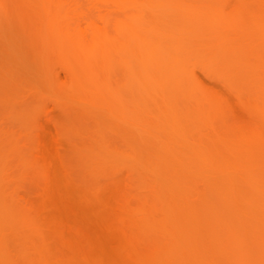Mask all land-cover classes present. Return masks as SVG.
I'll return each instance as SVG.
<instances>
[{"label":"rangeland","instance_id":"374dc122","mask_svg":"<svg viewBox=\"0 0 264 264\" xmlns=\"http://www.w3.org/2000/svg\"><path fill=\"white\" fill-rule=\"evenodd\" d=\"M184 1L190 5L198 2L200 5L201 0ZM215 1L217 0H208L207 3L213 2V7L221 4L220 0L219 3ZM221 1L225 5L228 3V12L226 8V13L223 12L225 15L234 13L244 20L245 16L242 18L236 13L249 10L247 0H241L242 3L240 0ZM255 1L251 0L250 3ZM259 1L262 8L263 0ZM255 3L257 4L258 0ZM225 5L221 4L222 7ZM115 9L106 7L102 0H0V264H207L210 259L215 264L222 262V259L224 263L220 264H236L235 258L240 259V256H243L240 264H246L244 261L252 264V251L249 252L250 245L247 248L246 243L248 245V242L253 240L257 245V251L253 250L256 252L253 257L256 255L258 259H255L260 263L259 261L264 259V200L260 199L264 183L261 180L249 179L251 175L258 174L259 170H247L243 166L241 169L238 166L237 171H232L230 166L225 169L215 167L225 160H231L230 163H236L235 159L242 163L246 161L247 150L236 148L239 140L243 143L247 140L249 142L252 136H249L248 131L251 128H257L256 131L260 129L259 132L263 130L264 133V119L252 103L256 87L251 84L248 86L250 89H247L239 84H228L220 68H224L223 65L229 57L226 58L227 56L221 53L219 56L218 51L213 49L212 51L216 52L208 50L204 53V50L200 49L201 44L207 45L208 42L209 47H212L221 35L217 38L214 36L215 25L210 22L204 25L199 19L202 14L197 12L199 8L196 9V14H193L199 22L190 23L187 29L176 30L175 34L179 40H187L181 48L180 41L177 43L178 52L180 56L184 54V57L189 58L193 66H190L191 72L194 71L192 75L196 76L193 75L198 82L194 86L189 82L192 85L190 86L189 80L185 79L187 72L182 74L179 71L181 79L176 77L181 80V84L177 86L181 87L179 89L184 87L183 90L186 88L187 93H183L188 99L186 101L184 98V102H193L195 105L200 102L204 108L198 106L204 113L211 112L212 118L208 120L212 125L207 119L202 120L199 117L200 122L196 119L202 113L200 109L195 111L196 106L193 113L192 108L184 111L190 117L180 112L185 116H182L183 118H187L183 121L189 123L188 120L191 119L192 124H182V121L180 123L187 126L186 130L192 126L190 131H193L194 135L198 134L191 140L193 144L189 140L190 145L185 143L179 135L173 136L165 126V120L159 119L160 122L156 118L162 116L160 109L164 97L160 100L162 96L150 91V88L144 90V87L137 86L135 80L130 79V74L127 81L117 82L119 78L116 77H120L121 72L130 67L125 53L121 50H101L100 53L98 51L93 68L84 60L82 48L67 38L65 32L72 31L75 26L67 17L78 14L90 16L95 22L94 28L99 30L104 27L102 17L118 15V10ZM251 9L250 11L253 10ZM257 11L260 15L261 11ZM131 12L135 13V10L131 9ZM247 12L246 16L249 18L251 13L248 12V17ZM262 12L264 15V10ZM247 18V28H250L253 24L251 26ZM88 23L83 21L79 30L88 28ZM260 25L262 24L257 26L258 29L255 26L253 30L256 28V31H260ZM250 30L253 31L252 28ZM210 31H213V34ZM182 32L184 36L181 37ZM226 32L228 34L229 31ZM261 35L263 36L262 33ZM261 35L257 34L256 37L260 39ZM195 36L201 38V44L195 40ZM256 42L254 46L257 48L261 41ZM262 47L259 54L264 60ZM207 54H215L214 57L216 56L222 64L211 67L207 64L209 67L202 70L203 63L207 62L204 60L209 57H206ZM213 70H218L219 73ZM171 73L173 74V71ZM250 73L246 72L250 77L253 74L259 77L260 81V72L256 70L252 75ZM171 77L173 78L172 75L169 76ZM168 88L165 87V90ZM209 97L216 98L218 102ZM200 100H204V104H201ZM179 116L181 117L180 114L178 118ZM191 117H194L196 122ZM239 128L247 133L242 132L240 135ZM237 133L240 136H236ZM261 136L264 134H260L259 138H262ZM222 137L226 139L223 140ZM234 137L238 143L235 148ZM215 140H218V143ZM194 141L200 144L204 153H212H206L209 154V160L206 155H201L203 151ZM214 144L216 146H213ZM227 144L228 147L233 145V149L225 148L224 145ZM191 145H195V151ZM197 146L199 148L196 149ZM186 147L191 148V152ZM167 148L170 151L167 152ZM198 149L200 150L197 157L201 155L202 158L195 156ZM218 150L221 153L216 152ZM172 155L174 159L171 158ZM222 155L226 157L223 156L222 159ZM177 156L180 159L177 160ZM204 160L207 163L211 161V169L206 163L203 165ZM179 161L182 162L180 164L190 167L184 166L189 168L183 169ZM218 161L221 162L218 164ZM239 161L238 164H242ZM225 171L230 173L228 180ZM193 174H196V177ZM205 174H208L207 178ZM212 177L217 180H212ZM227 181H231V186ZM194 182H198L197 185ZM233 184L244 197L238 200V206L235 203L236 207L233 208L239 207L237 210L243 211L246 218L242 212L238 211V214H241L238 215L236 209L235 214L232 212L231 205L234 204L227 198L226 189H234ZM218 192L219 195L225 192L222 194L223 199H220L223 196L219 197ZM257 193L260 195L258 199ZM250 201L254 211L247 215L245 212H248L246 209L248 210ZM217 203H220V212L215 206ZM237 223H242L243 226ZM240 236L243 238L237 240ZM234 239L237 243L245 242L246 249L236 248ZM222 241L223 247L227 244L225 249L219 246ZM204 247L207 250H204ZM236 249L241 250L240 254ZM216 260L220 262L216 263Z\"/></svg>","mask_w":264,"mask_h":264},{"label":"bare ground","instance_id":"6f19581e","mask_svg":"<svg viewBox=\"0 0 264 264\" xmlns=\"http://www.w3.org/2000/svg\"><path fill=\"white\" fill-rule=\"evenodd\" d=\"M55 1H58V0H55ZM195 1V0H194ZM207 1L208 0H201V1H199V4L200 5H198L196 2H195V5H193V4H187L186 3V1H184V0H102V3L106 6V7H109V8H116L117 10H118V15L115 17V16H112V15H109V16H104V17H102L101 19H102V23L104 24V27L102 28V29H99V30H96L94 27H95V22L92 20V18L90 17V16H86V15H82V14H78V15H75V16H71V17H67V20L68 21H70V22H72L75 26H74V29L72 30V31H67V32H65V34H66V36H67V38H69L70 39V41L72 42H74L75 44H76V46L77 47H79L81 50H82V54H83V56L85 57H83L84 58V60H86L88 63H89V66H93V63L94 62H96V58H98V57H96V55H97V53H98V51H99V53H100V51L101 50H108V51H117V50H121L123 53H125L124 54V56L126 57V59L128 58V64L130 65V67L127 69V70H123L122 72H121V74H120V77H116V78H119V79H117V82L119 83H121L122 81H127V78H128V75L130 74V77H132V78H130V79H133V80H135V84L137 85V86H140V87H144V90H145V88H150V91L152 90V91H154V92H156V94H158V96L159 95H161L162 97L160 98V100L162 99V109H160V110H162V116L161 115H159V116H156V118L159 120H161V121H164V123H166V127L168 128V130H170V132H172V134H173V136L174 135H179V138H182V140H184L185 141V143H190L189 141H193L194 140V137H197L198 136V134H195L194 135V133H192L190 130L192 129V128H190V127H192V126H190L189 127V129H187V130H189V132L186 130V128H187V124H189V123H191L190 121H191V119L190 118H188V119H190V121L188 120V122L189 123H187V121L185 122V121H183L184 119L186 120L187 118H183L182 116H184L182 113H180V112H183V113H185L184 111L185 110H190V108H192L191 109V111H192V113H193V108L195 109V106L197 107L196 109L197 110H195V111H198V109H200V111L202 112L201 113V115H198V117H196V119L198 118V121H199V117H201V119L203 120V119H209L210 117H211V115H210V113L211 112H206V113H204L203 112V110L199 107V106H202V105H200V102L198 103V105H195L193 102V104L192 103H186V102H184L185 100L187 101V96L186 97H184V95L187 93V91H186V88H185V90H183L184 89V85L182 86L183 88L182 89H179V88H181V87H179V86H177V85H179V84H181L180 83V81L181 80H177V77L178 78H180L179 77V71L183 74V72H184V74H185V79L188 81V83L189 82H191V84H193V86L196 84L197 85V82H198V80H196L197 78H194V76L192 75V72H194L193 70H192V72H191V67L190 66H192V64L189 62V58L186 56V57H184V54H183V56H180L179 55V52H178V45H177V43L179 44V41H180V45H179V48H181L180 46L181 45H183V42L185 43L187 40H185L184 41V39H183V41H181V40H179L178 39V37H177V35L175 34V31L176 30H181V29H187L188 28V24H190V23H192V24H195V23H198L199 21V19H200V21H202V22H204L203 24L205 25V24H209V22H210V24H214L215 26H213L214 27V30H215V32H214V36L216 35V38H217V36L219 37L220 35H221V37H219L218 38V40L215 42L216 44H214V45H212V47L210 48L209 47V42H208V44L206 45V44H201L200 43V40H201V38L200 37H197L198 38V40H197V38H196V36L194 37V38H196L195 40L196 41H198L201 45H200V49L201 50H204V53H206V52H208V50L210 51V52H216V51H218L217 52V54L219 55V56H221L220 55V53L221 54H223V55H226L227 57L226 58H228L229 60L227 61V63L226 64H224L223 66H224V68L222 67V68H220V70L225 74V76H226V79H227V81H228V84H230L231 86H233V84H239L240 85V87H242V88H246L247 87V89H250V88H248V86L250 87V85L251 84H253L252 86H254V87H256L254 90H255V95L253 96L254 97V100H252V103L254 104V106H255V108H256V110H258L261 114H262V117H263V119H264V80H263V78H264V64H263V62H264V60H263V58L260 56V50H261V48L260 47H264V43H263V45H262V42H264V41H262V40H264V15H262L263 14V10H264V5L262 6V4L264 3V0L262 1V4H261V7L262 8H260V6H259V2H261V1H259L258 0V3L256 4L255 2L257 1H255L254 3H250V1L251 0H247L249 3L248 4H246V5H250V8H252L253 10L254 9H256L257 7V9L259 10V12H260V15H259V13H258V11H257V9L255 10V12L253 13L254 15L252 16V11H250V8H248L249 10H245V13H241V11L240 12H238V13H236L237 15L239 14V15H241L240 17H244V20L243 19H241V18H239V16L237 17L234 13H233V15H231V14H229V13H227L228 14V16H227V14L225 15L224 13H226V12H228V10H227V4L225 5L224 3H222L223 1H221L220 0V2H221V4L222 5H225V7L223 6H221V4L219 3V1L217 0V1H215V3L216 2H218L219 4H220V6H219V4L217 5V6H215L214 5V7H213V2H214V0H212L213 2H212V4H209L210 2H208L207 3ZM243 1V0H242ZM253 1V0H252ZM239 2H241V0L239 1ZM190 3V2H189ZM226 3V2H225ZM242 3V2H241ZM241 3L239 4L238 3V5H241ZM202 5H204L203 7H202ZM242 5H244L245 7H246V5H245V3H243ZM258 5V6H257ZM247 6V7H248ZM257 6V7H256ZM217 7V8H216ZM243 6H239V8H242ZM199 8V10L197 11L198 13H200V14H202V17H200L201 15H198L200 18L198 19L197 17L195 18L194 17V14L193 13H195L196 14V9H198ZM221 8H223V10L221 9ZM225 8H226V10H225ZM260 8V9H259ZM115 9V10H116ZM131 9L133 10H135V13H132L131 12ZM244 9V8H243ZM245 9H247V8H245ZM116 10V11H117ZM201 10V11H200ZM226 11V12H225ZM246 11H248V12H250L251 13V16H250V13H248L247 12V15H248V17L249 18H247V16H246ZM257 11V12H256ZM203 12V13H202ZM224 12V13H223ZM197 13V14H198ZM241 13V14H240ZM193 14V15H192ZM235 15V16H234ZM197 16V15H196ZM252 17V18H251ZM245 18H247L249 21H250V25L252 26V24H253V26L252 27H250V28H252V30H253V28L256 26H258L259 27V24H262V25H260V31H261V33L263 34V36L261 35V33H260V31H256L257 29H258V27H257V29L255 28L254 30L256 31L255 33H257L258 34V36H259V34L262 36V40H261V36H260V39L259 38H257L256 37V35L257 34H255V33H253V31H251L250 30V28L248 27L247 28V25L248 24H246V23H248V21H245L246 19ZM243 20V22L241 23V20ZM253 21V23H252V21ZM83 21H87V22H89L88 23V28H86L84 31H81V30H79V28H80V26H81V23L83 22ZM244 24V25H243ZM245 24H246V26H245ZM175 25H176V27H175ZM187 27V28H186ZM196 27V26H195ZM193 28V27H192ZM196 29V28H195ZM213 29V28H212ZM229 31L228 32V34H227V30ZM247 29H249V30H247ZM198 30V29H197ZM226 30V31H225ZM76 33H75V32ZM192 31H193V29H192ZM202 31V30H201ZM231 31V32H230ZM70 32H72V33H70ZM200 32V31H199ZM203 32V31H202ZM205 32V31H204ZM226 32V33H225ZM210 33L211 34H213V31L211 32L210 31ZM182 34H183V32H182ZM254 34H255V36H254ZM180 35V34H179ZM204 35V34H203ZM65 36V37H66ZM182 36H184V34L183 35H181V37ZM198 36H200V35H198ZM187 36H185V38H186ZM205 37H208V36H205ZM256 38V40H260L261 42V45H259L260 43H258V45L260 46H257V48H256V46H254V44L256 45L257 44V42H256V40H255V38ZM200 38V39H199ZM209 38V37H208ZM178 39V40H177ZM181 39V38H180ZM67 40V39H66ZM194 40V41H195ZM210 39H208V41H209ZM251 40V41H250ZM253 40V41H252ZM177 41V42H176ZM247 41H249V42H253L252 43V45H251V43H247ZM255 41V42H254ZM198 42H196V43H198ZM242 42V43H241ZM192 43V42H191ZM195 43V44H196ZM213 43V42H212ZM247 44V46H245V44ZM74 44V45H75ZM190 44V43H189ZM199 45V44H198ZM251 45V46H250ZM184 46H185V44H184ZM249 46H250V53L246 50V49H248L249 48ZM255 48H254V47ZM188 47V46H187ZM262 47V48H263ZM186 48V47H185ZM260 48V49H259ZM76 49V48H75ZM182 49H183V51H185V49L182 47ZM190 49V48H189ZM212 49L213 50H216V51H212ZM77 50H79V49H77ZM187 50V49H186ZM194 50V49H193ZM196 50V49H195ZM180 51H182V50H180ZM188 51H190V50H188ZM187 51V53L189 54V52ZM260 51V52H259ZM120 52V51H119ZM121 52V53H122ZM186 52V51H185ZM195 52H197V51H195ZM195 52H193V54L195 53ZM202 52V51H201ZM191 53V52H190ZM199 53V52H198ZM248 53V54H247ZM106 54H107V52H106ZM181 54V53H180ZM209 54H211V53H209ZM209 54H207V56L206 57H208L209 56ZM241 54H243V55H241ZM245 54V55H244ZM99 55H101V54H99ZM120 55V54H119ZM191 55H192V53H191ZM206 55V54H205ZM215 55V54H214ZM214 55H212V56H209L208 57V59L206 60H204V61H207V62H205V63H203V65L204 64H206L205 66H206V68H205V66H203L202 65V70H203V68L204 69H207L209 66L211 67V66H217L218 65V63H219V60H218V58H216V56L214 57ZM223 55H222V57H223ZM247 55V56H246ZM98 56V55H97ZM103 56V55H102ZM101 56V57H102ZM123 56V57H124ZM190 56V55H189ZM240 56H242L241 57V59H240ZM244 56V57H243ZM245 56H246V58H245ZM107 57V56H106ZM218 57V56H217ZM104 58H105V56H104ZM110 58H112V56L110 57ZM122 58V57H121ZM191 58V57H190ZM243 58V59H242ZM124 59V58H123ZM188 59V60H187ZM221 59V58H220ZM225 59V58H224ZM121 60V59H120ZM97 61H98V59H97ZM100 61H102V58H101V60ZM122 61V60H121ZM221 61H223L224 62V60L222 59ZM107 62H108V60H107ZM109 62H111V61H109ZM214 62V64H212ZM98 63V62H97ZM127 63V62H126ZM126 63H124V65L126 64ZM100 64V63H99ZM104 64H106V63H104ZM191 64V65H190ZM207 64L209 65V66H207ZM219 64H222L221 62L219 63ZM96 65V64H95ZM101 65V64H100ZM97 66V65H96ZM106 67V66H105ZM125 67V66H124ZM193 67V66H192ZM220 67V66H219ZM93 68H94V66H93ZM100 68H102V67H100ZM96 69L97 70H99L97 67H96ZM210 69V68H209ZM214 69H216V68H214ZM219 69V68H218ZM253 69H256L257 70V72H260L261 73V77H260V81H259V77H257V76H254V74L252 75V72L253 71H256V70H253ZM95 70V69H94ZM251 70H253L252 72H251ZM89 71V70H88ZM91 71L92 70H90V73H91ZM173 71V74L171 73ZM175 71H176V74H174L175 73ZM211 71V70H210ZM209 71V72H210ZM214 71V70H213ZM218 72V70H215L214 72ZM101 73H102V71H100ZM208 72V71H207ZM246 72H251L250 73V75H252V76H254V77H250L249 75H247L246 74ZM191 73V74H190ZM219 73V72H218ZM222 73V74H223ZM260 73H258V74H260ZM95 74H96V72H95ZM98 74V73H97ZM172 75L173 76V78L171 77V78H169V76L170 75ZM178 74V75H177ZM188 74V75H187ZM256 75H257V73H255ZM168 75V76H167ZM174 75H175V77H174ZM118 76V75H117ZM177 76V77H176ZM183 76V75H182ZM188 78H187V77ZM114 77V78H115ZM191 78V80H190V78ZM196 77V76H195ZM256 77V79H253V78H255ZM263 77V78H262ZM183 78V77H182ZM262 78V79H261ZM181 79V78H180ZM132 80V81H133ZM109 82H111V81H109ZM177 82V83H176ZM179 82V83H178ZM184 82V81H183ZM117 83V84H118ZM126 83V82H125ZM116 84V83H115ZM124 84V83H123ZM133 84V83H132ZM190 83H189V85L190 86H192ZM226 84H227V82H226ZM255 84V85H254ZM122 85V84H121ZM120 86V85H119ZM167 86H169V88L167 87ZM172 86V87H171ZM175 86L177 87L176 89H175ZM140 87H139V89H140ZM165 87H166V89L168 88V90H165ZM188 87V86H187ZM253 87V88H254ZM190 88V87H189ZM234 88H235V86H234ZM178 89V90H177ZM246 89V90H247ZM148 91V90H147ZM168 91H170V92H168ZM183 91H184V93H183ZM186 91V92H185ZM145 92V91H144ZM148 93V92H147ZM165 93V94H164ZM167 93V94H166ZM168 93H169V95H168ZM180 93H182V95L180 94ZM146 94V93H145ZM152 94V93H151ZM189 94V93H188ZM165 95V96H164ZM158 96H156V97H158ZM191 96V95H190ZM189 96V97H190ZM182 97V98H181ZM180 98H181V100L182 101H180ZM184 98H185V100H184ZM210 99L212 98V100H214V99H216V98H214V97H209ZM209 98H205V99H208V100H210ZM214 98V99H213ZM202 99H203V97H202ZM204 99V100H205ZM204 100H200L201 101V104H204V103H202V102H204ZM189 101V100H188ZM194 101V100H193ZM207 101V100H206ZM211 101V100H210ZM209 101V102H210ZM214 101H217V99L216 100H214ZM182 102H184L183 104H181ZM190 102V101H189ZM195 102H196V100H195ZM198 102V101H197ZM218 102V101H217ZM251 103V102H250ZM247 104H248V102H247ZM154 105V104H153ZM161 106V105H160ZM204 106V105H203ZM202 106V108H204ZM199 107V108H198ZM210 107V106H209ZM158 108V107H157ZM189 108V109H188ZM206 108V107H205ZM187 111V112H188ZM204 111H206V110H204ZM208 111V110H207ZM173 112V113H172ZM181 115V117L179 116V118H178V115L179 114ZM190 113V112H189ZM198 113V112H197ZM161 114V113H160ZM186 115V117H190L187 113H185ZM158 115V114H157ZM184 116V117H185ZM194 116V115H193ZM196 116V115H195ZM181 118V119H180ZM191 118H194V117H191ZM212 118V117H211ZM218 118V117H217ZM156 119V120H157ZM195 118L194 119H192V120H194V122H196L195 120H196ZM201 119H200V121H201ZM157 120V121H158ZM159 120V121H160ZM155 121V120H154ZM160 121V122H161ZM182 121V122H181ZM199 121V122H200ZM208 121H210V120H208ZM218 121V120H217ZM183 124V122H185V126L184 125H182L181 123ZM204 121H202V123H203ZM206 122V121H205ZM207 123V122H206ZM210 125H212V122L210 121ZM218 123V122H217ZM180 124H181V126H183V127H181L180 126ZM192 124V123H191ZM195 124V123H194ZM196 125V124H195ZM208 125V124H207ZM218 125H220V124H218ZM199 126H201V125H199ZM264 126V125H263ZM165 127V128H166ZM194 127H196V126H194ZM194 127H193V129H194ZM198 127V126H197ZM184 128H185V130H184ZM207 128H208V126H207ZM198 129V128H197ZM244 129V128H243ZM253 129H255V128H251L249 131H248V133L250 134L249 136L251 137L252 136V138L250 139V141L248 142V140L246 141L245 139V141H246V143H243V142H241L240 140H239V145H237L238 143H237V141H236V139H235V137L236 136H238L239 134L241 135V133L243 132H246L247 133V131H242V128H239V131H238V133H237V135L234 137V141H235V144H234V148H235V146H236V148H239V150H241V147H242V149L245 151V150H247L246 152V156H248V157H246V161H244L243 163L241 162V161H239V160H237V159H235L234 161L236 162V163H234L233 161L230 163V161H222V163L220 164V165H215V167H224V169H225V167H229L230 166V168H231V170L232 169H235L236 170V168H238V166L240 167V169H241V166H243V168L244 167H246V169L248 170V169H254V168H257L258 170H259V172H258V174H254V175H251L250 176V180H255V179H257L256 181H262V183H264L263 181H264V141H262L261 139H264L263 137L264 136H261L262 138H259V135L261 134V135H263L264 133L262 132H259L260 131V129L258 130V131H256L257 130V128L255 129V130H253ZM163 130H164V128H163ZM203 130V129H202ZM207 130V129H206ZM194 131H196L197 132V130H194ZM208 131V130H207ZM217 131H218V128H217ZM199 132V131H198ZM213 132V131H212ZM166 133V132H165ZM204 133V132H203ZM205 133H207V132H205ZM208 133H209V131H208ZM219 133H220V131H219ZM181 134V135H180ZM212 134V133H211ZM214 134V133H213ZM218 134V133H217ZM197 135V136H196ZM201 135V134H200ZM215 135V134H214ZM239 135V136H240ZM220 136H221V134H220ZM225 136V135H224ZM167 137V136H166ZM203 137V136H202ZM217 137H219V136H217ZM226 137V136H225ZM256 137H257V139H256ZM178 138V139H179ZM199 138V137H198ZM205 138V137H204ZM213 138V137H212ZM227 138V137H226ZM226 138H224V137H222L221 139H226ZM238 138V137H237ZM249 138V137H248ZM172 139H173V137H172ZM239 139V138H238ZM237 139V140H238ZM170 140H171V137H170ZM169 140V141H170ZM189 140V141H188ZM210 140H211V137H210ZM213 140H214V138H213ZM221 141L222 143H224V141ZM242 140V139H241ZM244 140H242V141H244ZM256 140V141H255ZM184 141H182V143H184ZM186 141H188V142H186ZM191 141V144H193V142ZM197 141H199V139L197 140ZM216 141H218V140H215V142ZM228 141V140H227ZM244 141V142H245ZM200 142V141H199ZM228 142H230V141H228ZM242 144H241V143ZM175 143V142H174ZM184 143V144H185ZM211 143V142H210ZM216 143H218V142H216ZM232 143H233V141H232ZM231 143V144H232ZM194 144L196 145V144H198L199 145V147H200V144L197 142V143H195V141H194ZM206 144V143H205ZM220 144V143H219ZM229 144V143H228ZM228 144L227 145H224V146H226L225 148H227L228 147ZM244 144H245V146H244ZM169 145V144H168ZM190 145V144H189ZM195 145H191V146H193L192 147V149L194 148V146ZM211 145V144H210ZM230 145V144H229ZM243 145V146H242ZM172 146V145H171ZM185 146H186V144H185ZM191 146H189V147H191ZM212 146V145H211ZM213 146H216L215 144L213 145ZM218 146V145H217ZM220 146H221V144H220ZM233 146V145H232ZM232 146H229V147H231L232 148ZM166 147V146H165ZM180 147V146H179ZM189 147H186L187 148V150H190V152H191V148L189 149ZM198 146L196 147V149L197 148H199ZM205 147H207V146H205ZM228 147V148H229ZM182 148V147H181ZM201 148V147H200ZM220 148V147H219ZM230 148V149H231ZM245 148V149H244ZM209 149H211V148H209ZM215 149V148H214ZM233 149V148H232ZM178 150H180V149H178ZM194 151H195V149H193ZM199 150L200 149H198L197 151L198 152H195L194 154H195V156L197 157V153H199ZM201 150L203 151V153L201 154L203 157L206 155V157H208V155L209 154H212L211 152H209V154H206V153H208V152H205L204 153V150L201 148ZM206 150V149H205ZM226 150V149H225ZM224 150V151H225ZM228 150V149H227ZM226 150V151H227ZM165 151H166V148H165ZM168 151H170V150H168V148H167V152ZM172 151V150H171ZM184 151V150H183ZM193 151V152H194ZM207 151V150H206ZM215 151V150H214ZM223 151V150H222ZM225 151V152H226ZM230 151V150H229ZM232 151V150H231ZM235 151V150H234ZM244 151H242V152H244ZM166 152V153H167ZM179 152V151H178ZM216 152H219V153H221L219 150L218 151H216ZM224 152V153H225ZM237 152V151H236ZM229 153H231V152H229ZM187 154V153H186ZM192 154V153H191ZM218 154V153H217ZM223 154V153H222ZM238 154V153H237ZM240 154V153H239ZM242 154V153H241ZM185 155V154H184ZM201 155H199L201 158H202V156ZM215 155V152L213 153V156ZM220 155L221 154H219V157H220ZM229 155V154H228ZM236 155V154H235ZM185 156H187V158H189L188 157V155H185ZM194 156V155H193ZM198 156V157H199ZM212 156V157H213ZM223 156L224 157H226L225 155H222L221 156V158L222 159H224L223 158ZM234 156V155H233ZM163 157V156H162ZM178 157V156H177ZM176 157V158H177ZM192 157V156H191ZM197 157V158H198ZM199 157V158H200ZM206 157H205V159H206ZM215 157V156H214ZM218 157V158H219ZM230 157V156H229ZM236 157V156H235ZM171 158H173L174 159V156L172 155V157ZM185 158V157H184ZM217 158V159H218ZM240 158V156L238 157V159ZM244 158V157H243ZM178 159H180L179 157L177 158V160ZM183 159V158H182ZM213 159V158H212ZM212 159H210L211 161H212ZM228 159V158H227ZM232 159H233V157H232ZM162 160V159H161ZM196 160V159H195ZM201 160V159H200ZM199 160V161H200ZM207 160H209V157H208V159ZM187 161H188V159H187ZM193 161V160H192ZM191 161V162H192ZM211 161L210 162H208L207 163V161H203V165L205 164V165H208V167H209V163H211ZM238 161H239V163L241 162L242 164H238ZM169 162V161H168ZM176 162V161H175ZM215 162V161H214ZM221 161H218V164L220 163ZM157 163V162H156ZM173 163V162H172ZM179 164L180 163H182V162H178ZM183 163L185 164L186 162H184L183 161ZM193 163V162H192ZM216 163V162H215ZM178 164V165H179ZM213 164V163H212ZM160 165V164H159ZM163 165V164H162ZM174 165H175V163H174ZM180 165H183V164H180ZM180 165H179V167H180ZM211 165V164H210ZM156 166V165H155ZM171 166V165H170ZM177 166V165H176ZM184 166H189V165H187V164H185V165H183L182 166V168L183 169H187V168H189V167H184ZM157 167H158V165H157ZM178 167V168H179ZM203 167V166H202ZM211 167V166H210ZM209 167V168H210ZM168 168V167H167ZM204 168H205V166H204ZM207 168V167H206ZM208 168V169H209ZM214 168V167H213ZM158 169H160V168H158ZM166 169V168H165ZM177 169V168H176ZM180 169H181V167H180ZM179 169V170H180ZM211 169V168H210ZM245 169V168H244ZM204 170V169H203ZM219 170V169H218ZM218 170H217V172H218ZM235 170H232V171H235ZM238 170H239V168H238ZM178 171V170H177ZM196 171V170H195ZM200 171V170H199ZM205 171V170H204ZM216 171V170H215ZM237 171V170H236ZM254 171H256L257 172V170H255L254 169ZM179 172V171H178ZM201 172V171H200ZM200 172H198L197 171V173H200ZM208 172V171H207ZM226 172V171H225ZM231 172V171H230ZM255 172V173H256ZM170 173V172H169ZM168 173V174H169ZM174 173V172H173ZM188 173V172H187ZM190 173H191V171H190ZM189 173V174H190ZM194 173V172H193ZM205 173H206V171H205ZM214 173V171L212 172V174ZM234 173V172H233ZM254 173V172H253ZM252 173V174H253ZM186 174V173H185ZM203 171H202V176H203ZM228 174H230L229 172H228ZM228 174H227V172H226V175L225 176H227V180H228ZM194 175V174H193ZM198 176H200L199 174H197ZM208 175V174H207ZM207 175L205 174L204 176L207 178ZM215 175H216V173H215ZM215 175H213L214 177H215ZM183 176V175H182ZM181 176V177H182ZM185 176V175H184ZM202 176H200V177H202ZM209 176H211L210 175V173H209ZM231 176V175H230ZM229 176V179L231 178ZM181 177H179V178H181ZM190 177H191V174H190ZM189 177V178H190ZM194 177H196V174L194 175ZM205 177H203V179L205 178ZM205 178V179H206ZM209 178V177H208ZM233 178V177H232ZM235 178H240V177H236L235 176ZM170 179H172V178H170ZM187 179V178H186ZM248 179V180H249ZM179 180V179H178ZM188 180V179H187ZM189 180H191V179H189ZM212 180H217V179H213V177H212ZM183 181V180H182ZM186 181V180H185ZM195 181V180H194ZM203 181V180H202ZM206 181H208V183L210 182L209 180H206ZM232 181V180H231ZM231 181H227V182H230V183H227V184H229L230 186H231ZM172 182H174V181H172ZM193 182V181H192ZM191 182V183H192ZM226 182V181H225ZM232 182H234V180L232 181ZM171 183V182H170ZM177 183V182H176ZM195 183V182H194ZM197 183L198 182H196L195 184L197 185ZM204 183V182H203ZM207 183V184H208ZM212 183H213V181H212ZM251 183H254V181H251ZM261 183V182H260ZM182 184V183H181ZM215 184V183H214ZM225 184L226 183H224V187H225ZM235 184V183H234ZM233 184V185H234ZM228 185V189H229V186ZM232 185V186H233ZM187 186V185H186ZM185 186V187H186ZM188 188V187H187ZM198 188V187H197ZM226 189V188H225ZM224 189V190H225ZM188 190H190V188L188 189ZM223 190V191H224ZM183 191V190H182ZM193 191V190H192ZM222 191V192H223ZM227 191V192H226ZM226 193H227V195H228V199H230L231 201V204H234V205H231L232 207L231 208H233V206L234 207H236V206H238L237 205V202H238V200H241V198L242 199H244V197L241 195V193H240V191H238V188L236 189V187H235V185H234V189H233V187H230V189L229 190H227L226 189ZM195 192V191H194ZM225 192L224 193H222L223 195L225 194ZM185 193V192H184ZM187 193H189V192H187ZM255 193V192H254ZM260 193V192H259ZM262 193V192H261ZM186 194V193H185ZM192 194V193H191ZM197 194H199L198 192H197ZM221 194V195H222ZM174 195V194H173ZM187 195V194H186ZM193 195V194H192ZM218 195H219V192H218ZM221 195H219V197L221 196ZM222 195V196H223ZM257 195H258V193H257ZM257 195H255V197L257 196ZM262 195V197H260V199H263L264 200V191H263V193L261 194ZM194 196V195H193ZM226 196V195H225ZM259 196L260 195H258V197L256 198V199H258L259 198ZM224 198V196L223 197H220V199H223ZM226 198V197H225ZM255 199V198H254ZM235 203H236V206H235ZM229 204V203H228ZM251 205H253L252 204V202L250 201V204L247 206L248 207V210L246 209V211H248V212H245V214L247 213V215H251L250 213L251 212H253L254 211V209H253V206L251 207ZM216 208H217V210H219L218 212H220V211H222L221 209H219L220 207V203H217L216 205ZM222 206V205H221ZM227 207V206H226ZM239 208V207H238ZM237 208V209H238ZM236 208H233V211H232V209H231V211L233 212V214H235L234 212H236V210H235ZM241 209V208H240ZM228 210H229V207H228ZM235 210V211H234ZM253 210V211H252ZM259 210V209H258ZM257 210V211H258ZM238 211L239 210H237V214H238ZM224 212V211H223ZM240 212H242L243 213V215H244V212L243 211H239V213ZM230 213V212H229ZM228 213V214H229ZM221 214V213H220ZM223 214V213H222ZM232 214V215H233ZM256 214V213H255ZM238 215H241V214H238ZM242 215V216H243ZM228 216H230V215H228ZM227 216V217H228ZM255 216V215H254ZM244 217H245V215H244ZM249 217V216H248ZM251 217V216H250ZM217 218V217H216ZM246 218V217H245ZM223 221V220H222ZM235 221V220H234ZM240 222H241V219L239 220ZM246 222V221H245ZM231 223V222H230ZM235 224V223H234ZM237 224H240V223H237ZM236 224V225H237ZM255 225H257V223L255 224ZM240 226L242 227L243 225H242V223L240 224ZM258 226V225H257ZM260 226V225H259ZM221 227V226H220ZM231 227V226H230ZM222 228V227H221ZM213 229H214V227H213ZM224 229V228H223ZM234 229V228H233ZM241 229V228H240ZM226 231V230H225ZM228 231H229V229H228ZM214 232H216V231H214ZM213 234V233H212ZM218 234H221V233H218ZM223 234V233H222ZM225 234H226V232H225ZM224 234V235H225ZM207 235V234H206ZM238 235H240V233L238 234ZM218 236V235H217ZM216 236V237H217ZM222 237V236H221ZM225 237V236H224ZM243 238V236H240L239 238L237 237V240H241L242 238ZM234 238H236V237H234ZM233 239V238H232ZM231 239V240H232ZM237 240H235L234 239V241H235V244H234V246H237L236 248H241V250L244 248V249H246V247L248 248V246H249V252H251V256H252V258H251V262L250 263H252V264H264V259L262 260V261H259L260 263H258V261H256V259H258V257L256 256V255H254L255 256V258L253 257V254H256V252L254 253L253 252V250H256L257 248V245H255L256 244V241L255 240H253V241H255V242H251V243H249L248 241V245H247V243H246V247H245V242H244V244H242V241L241 242H239V243H237L236 241ZM220 241V240H219ZM205 242V241H204ZM230 242V241H229ZM220 243V242H219ZM252 243H254V244H252ZM236 244H238V245H236ZM241 244V245H240ZM259 244V243H258ZM221 245V246H220ZM227 245V244H226ZM226 245L224 246V247H226ZM253 245V246H252ZM255 245V246H254ZM219 246H220V248L221 247H223V241H222V243H220L219 244ZM239 246V247H238ZM205 247H207V246H205ZM204 247V250L206 249L207 250V248H205ZM223 247V248H224ZM250 247L252 248V249H250ZM201 248V247H200ZM219 248V247H218ZM217 248V249H218ZM230 248V247H229ZM264 248V247H263ZM225 249V248H224ZM228 249V248H227ZM239 249H236V252H238L239 254H240V251L241 250H239ZM220 250V249H219ZM221 250H223V249H221ZM220 250V251H221ZM248 250V249H247ZM261 250H262V248H261ZM192 251V250H191ZM224 251V250H223ZM222 251V253H225V252H223ZM245 252H246V250H244ZM257 251V250H256ZM262 251H264V250H262ZM243 252V251H242ZM191 253V252H190ZM206 253V252H205ZM217 253H218V250H217ZM248 253V252H247ZM192 254V253H191ZM190 254V255H191ZM200 254V253H199ZM198 254V255H199ZM238 254V255H239ZM242 254V253H241ZM243 254H245V253H243ZM249 254V253H248ZM258 254H260L259 252H258ZM257 254V255H258ZM224 255V254H223ZM200 256V255H199ZM237 256V255H236ZM245 256H246V254H245ZM245 256H244V259H246L245 258ZM250 255H248V257H249ZM194 257V256H193ZM243 257V256H242ZM242 257L240 256V259H237V257L235 258V263L236 264H240V261H241V259H242ZM247 257V256H246ZM222 258V257H221ZM220 258V259H221ZM183 259V258H182ZM205 259V258H204ZM220 259H217V260H220ZM244 259H243V261H244ZM187 260V259H186ZM185 260V261H186ZM190 260V259H189ZM216 260V263L217 262H220V261H217ZM250 260V259H249ZM192 261V260H191ZM201 261V260H200ZM212 261L213 260H208L207 261V264H208V262H211V263H209V264H213L212 263ZM242 261V262H243ZM192 262H194V261H192ZM204 262V261H203ZM214 262V261H213ZM222 262H223V259H222ZM222 262H220V263H222ZM246 264H247V261H244ZM170 263V262H169ZM205 263V262H204ZM219 263V264H220ZM224 263V262H223ZM194 264V263H193ZM214 264H215V262H214ZM249 264V263H248Z\"/></svg>","mask_w":264,"mask_h":264}]
</instances>
